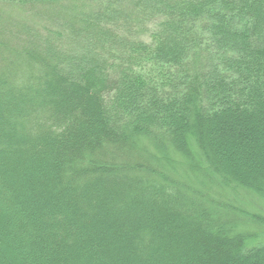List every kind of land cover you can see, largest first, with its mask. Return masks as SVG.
I'll return each mask as SVG.
<instances>
[{"label": "trees", "instance_id": "16d2710c", "mask_svg": "<svg viewBox=\"0 0 264 264\" xmlns=\"http://www.w3.org/2000/svg\"><path fill=\"white\" fill-rule=\"evenodd\" d=\"M0 264H264V0H0Z\"/></svg>", "mask_w": 264, "mask_h": 264}, {"label": "rangeland", "instance_id": "374dc122", "mask_svg": "<svg viewBox=\"0 0 264 264\" xmlns=\"http://www.w3.org/2000/svg\"><path fill=\"white\" fill-rule=\"evenodd\" d=\"M159 69H164V66L163 65H158L157 67H150V66H145L144 68H143V73H147V74H149L150 72L152 73V74H154V75H156L155 73H154V70H157V71H159Z\"/></svg>", "mask_w": 264, "mask_h": 264}]
</instances>
